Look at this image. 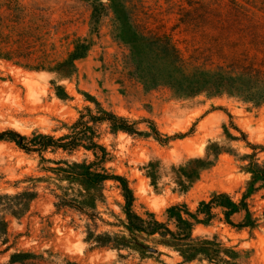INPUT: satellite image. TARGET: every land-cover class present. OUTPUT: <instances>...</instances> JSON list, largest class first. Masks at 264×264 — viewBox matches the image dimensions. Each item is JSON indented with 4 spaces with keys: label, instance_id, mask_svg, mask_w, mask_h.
<instances>
[{
    "label": "rangeland",
    "instance_id": "obj_1",
    "mask_svg": "<svg viewBox=\"0 0 264 264\" xmlns=\"http://www.w3.org/2000/svg\"><path fill=\"white\" fill-rule=\"evenodd\" d=\"M141 1L149 26L170 36L186 58L197 55L201 64L207 61L214 67L264 56V47L251 43L256 36L264 37V0ZM25 2L47 9L45 32L48 44L56 47L53 58L66 59L78 37L89 39L92 48L76 63L72 78L30 72L0 59V133L14 130L24 136L40 132L61 137L86 108L95 109L96 100L136 123L135 134H112L102 126L100 144L110 154L105 168L129 181L140 215L149 211L166 221L167 210L175 205L185 204L194 211L214 193H228L236 201L247 193L252 181L245 169L252 161L249 156L264 164V106L228 94L180 99L167 90H146L122 75L127 72L123 63L127 52L113 31V15L103 17L93 29V0ZM202 5L209 11L203 12ZM189 12L192 21L178 27ZM58 87L69 99L58 97ZM44 158L46 162L38 154L0 142V196L10 197L0 200V220L5 224V231H0V264H199L185 263L161 245L149 244L152 249L141 257L90 240L91 232L95 236L118 232L110 225L116 222L111 214L120 215L124 203L118 184L109 181L99 190L98 219L93 224L78 212L57 210L59 186L69 188V184L47 171L58 168L55 163L62 160L91 162L93 154L82 149L74 154L48 152ZM30 179L43 181L34 190ZM257 188L249 199L260 219L253 232L216 222L197 226L195 235L235 247L243 264H264V187ZM27 190L37 192V198L23 206L27 209L23 214L14 215L10 207L25 201L13 198ZM242 221V215L233 218L235 225Z\"/></svg>",
    "mask_w": 264,
    "mask_h": 264
},
{
    "label": "trees",
    "instance_id": "obj_2",
    "mask_svg": "<svg viewBox=\"0 0 264 264\" xmlns=\"http://www.w3.org/2000/svg\"><path fill=\"white\" fill-rule=\"evenodd\" d=\"M201 8L205 13L209 11L207 5ZM46 12V8L35 2L0 0V59L30 72H48L62 78H72L77 73L76 63L87 57L92 43L89 39L78 37L73 41V49L66 59L53 58L56 47L55 44H48L46 38ZM190 12L180 18L178 27L192 21ZM108 14L113 15V31L127 52L123 59L127 72L122 74L127 80L140 84L146 90H167L180 99L196 98L203 94L210 97L228 94L255 107L264 106V56L261 60L245 59L227 65L208 66L207 61L200 63V56L186 58L170 36L152 29L141 0H108V4L93 0V29ZM251 43L264 47V37L256 36ZM57 91L59 98L69 99L63 88L58 87ZM93 101L95 109L86 108L72 126H67L68 134L58 138L40 132L24 136L7 130L0 133V142L13 144L29 155L38 154L42 162L47 161L44 155L48 152L74 154L83 149L93 154L95 159L91 162L62 160L55 163L58 168H47V171L53 172L60 183L69 184V188L59 186L61 194L55 195L58 199L57 210L78 212L93 224L98 219L95 211L99 190L102 191L109 181L118 184L124 203L120 205V215L111 214L116 222L110 224L118 228V232L97 236L91 232L89 236L102 248L118 253L135 252L144 257L152 249L149 244H156L178 253L185 263L243 264L235 247H228L217 238L197 236L194 231L197 226L210 227L220 222L240 231L249 229L253 232L259 226L260 219L251 210L249 199L258 190V184L264 187V164L249 156L252 161L245 169L252 174V181L239 201L225 192L214 193L209 200L201 201L194 211L185 204L169 208L166 221L159 220L149 211L140 215L135 210L136 198L129 181L109 173L105 168L110 154L100 144L102 126L110 129L112 134H135L136 123L115 115L96 100ZM30 181L35 183V190L43 179ZM75 186L79 187L76 193L73 191ZM37 196V192L30 190L18 194L13 199L25 201V204H17L10 209L14 215H21L27 210L24 207L29 206ZM3 199L10 197L0 196V200ZM237 215H242L243 221L235 225L233 218ZM4 227V222L0 220L1 232L5 231ZM17 256H13L12 260ZM120 257L125 258L121 254Z\"/></svg>",
    "mask_w": 264,
    "mask_h": 264
}]
</instances>
